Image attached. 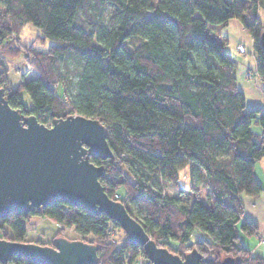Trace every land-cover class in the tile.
I'll use <instances>...</instances> for the list:
<instances>
[{"label":"trees","instance_id":"1","mask_svg":"<svg viewBox=\"0 0 264 264\" xmlns=\"http://www.w3.org/2000/svg\"><path fill=\"white\" fill-rule=\"evenodd\" d=\"M261 10L264 0H0V88L12 108L46 126L69 115L101 120L113 158L90 160L107 172L100 179L107 195L121 201L158 246L181 258L195 249L200 264L225 258L264 264L240 239L241 232L257 230L242 221L240 199L263 192L255 166L264 159V108H247L237 83L239 53L219 33L230 20L241 22L253 39L264 84ZM26 24L50 45L34 55L40 72L27 78L32 68L27 70L11 87L3 58L20 54L9 37ZM132 39L140 43L130 45ZM184 168L188 189L177 181ZM164 182L180 196L166 195ZM186 194L191 205L181 199ZM34 217L61 227L54 238L71 229L79 238L70 239L97 245L98 264L147 259L143 247L128 241L107 215L62 200L28 215L12 212L0 218V229L12 233L9 240L33 242L27 237ZM196 231L202 237L193 242ZM113 233L123 235L121 244ZM8 264L32 263L12 257Z\"/></svg>","mask_w":264,"mask_h":264},{"label":"water","instance_id":"2","mask_svg":"<svg viewBox=\"0 0 264 264\" xmlns=\"http://www.w3.org/2000/svg\"><path fill=\"white\" fill-rule=\"evenodd\" d=\"M5 92L0 88V218L42 211L62 200L117 222L128 241L143 247L149 264H200L202 255L195 249L181 258L158 246L125 205L107 195L100 182L107 172L90 160L113 158L101 120L69 115L48 127L35 115L12 108ZM12 257L32 264L99 261L97 245L66 236L54 238L50 245L0 238V263L8 264ZM221 264H234V259L225 258Z\"/></svg>","mask_w":264,"mask_h":264},{"label":"rangeland","instance_id":"3","mask_svg":"<svg viewBox=\"0 0 264 264\" xmlns=\"http://www.w3.org/2000/svg\"><path fill=\"white\" fill-rule=\"evenodd\" d=\"M111 11H112V8L108 7L106 10L105 18L103 19L105 23L109 22L110 17H111ZM258 15H259V18L261 19V22L264 23V13L261 12ZM82 21H83L82 18L79 19V22H82ZM244 30L245 28L243 27V30H242L243 33L246 32V30L245 31ZM219 33L221 34V30ZM247 35L250 36L248 33ZM9 41L14 42L20 51V54L18 56H12V57L7 56L3 58L7 66L8 86L16 87L22 80V77H23L22 75L26 73L27 70L32 68L31 72L27 75L28 76L27 78H30L32 75L38 74L40 72L39 67L33 65V58L35 54L46 52L50 45V42L47 40H43L41 32L37 28L32 26L31 24L24 25L19 32L13 31L12 33H10ZM138 43H140L139 39H132L130 41V45H134V44L136 45ZM238 46L236 47V49H238ZM238 53L239 55L241 54V52H238ZM245 53H247V50ZM71 67H74V66L71 64ZM248 77L251 79H254L255 81L259 83L260 82L262 83L261 79L259 78L256 72V69L253 72H250L248 74ZM23 99L26 103L31 102L30 97L28 96L27 93H23ZM187 173H188L187 168L182 169L179 172V179L177 180L178 183L181 186H183L185 189L189 188V180H188ZM162 187L166 195H169L170 197L180 196L178 188L176 186H173L172 183L164 182L162 184ZM119 192L120 194H124V188H121ZM206 193H207L206 189L204 188L201 189V192H200L201 200L204 201L206 197ZM181 199L183 200V202L189 205H191L193 201L190 198V195H187V194L182 195ZM31 221H32V224L28 225V237H27L28 240L33 241L34 243H36L38 240L39 241L41 240V242L43 243L51 242L53 240L54 238L53 236L57 232L58 227H59L57 223L51 221L48 218H42L40 220V218L38 217L32 218ZM63 233L69 239L79 238L75 234V232H72V230L71 231L64 230ZM11 237H12V233L9 230L0 229V238L9 240L11 239ZM112 237L117 239L118 240L117 243L119 244H121L124 239L121 233L120 235H115L113 233ZM200 237H202V233L200 231H196L192 237V241L194 242L196 240H199ZM172 243L176 247L177 245H179L178 243H174V242ZM143 259L146 260V262L148 261L145 258ZM136 264L138 263L136 262Z\"/></svg>","mask_w":264,"mask_h":264},{"label":"crops","instance_id":"4","mask_svg":"<svg viewBox=\"0 0 264 264\" xmlns=\"http://www.w3.org/2000/svg\"><path fill=\"white\" fill-rule=\"evenodd\" d=\"M261 12L263 11L261 10L259 13ZM222 28L221 35L228 39V49L232 53L238 54L236 49L238 45H244L247 50L245 54H238L240 61L237 70V83L239 89L245 96L247 108H264V84L248 77V74L253 72L257 66V58L253 49V39L246 32H242L243 25L238 20H230ZM255 175L263 188V192L258 197L242 194L240 200L243 205L242 221L254 223L257 225V230L253 235H246L241 232L240 239L243 245L250 251L251 256L264 259V159L256 164ZM38 218L40 220L42 219V217ZM60 228L59 226L58 230ZM66 230L71 231V229ZM72 232L74 231L72 230ZM136 262L138 264H147L146 260L142 257L138 258ZM136 262L133 264H136Z\"/></svg>","mask_w":264,"mask_h":264},{"label":"built area","instance_id":"5","mask_svg":"<svg viewBox=\"0 0 264 264\" xmlns=\"http://www.w3.org/2000/svg\"><path fill=\"white\" fill-rule=\"evenodd\" d=\"M238 52H241V53H245L246 52V48L244 45H240L238 46V49H237ZM53 126V124L51 125V123L48 124V127H51ZM147 264H149V262L147 261Z\"/></svg>","mask_w":264,"mask_h":264},{"label":"bare ground","instance_id":"6","mask_svg":"<svg viewBox=\"0 0 264 264\" xmlns=\"http://www.w3.org/2000/svg\"><path fill=\"white\" fill-rule=\"evenodd\" d=\"M241 54H243V53H241Z\"/></svg>","mask_w":264,"mask_h":264}]
</instances>
